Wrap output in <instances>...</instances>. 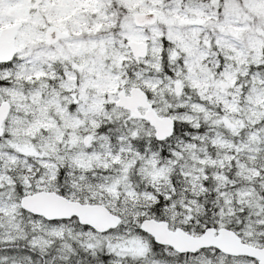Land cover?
<instances>
[{
  "label": "snow or ice",
  "instance_id": "snow-or-ice-1",
  "mask_svg": "<svg viewBox=\"0 0 264 264\" xmlns=\"http://www.w3.org/2000/svg\"><path fill=\"white\" fill-rule=\"evenodd\" d=\"M0 264H264V0H0Z\"/></svg>",
  "mask_w": 264,
  "mask_h": 264
}]
</instances>
